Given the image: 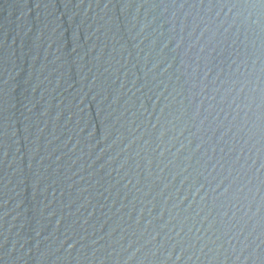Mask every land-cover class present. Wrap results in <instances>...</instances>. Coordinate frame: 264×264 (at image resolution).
Masks as SVG:
<instances>
[{
	"label": "water",
	"instance_id": "obj_1",
	"mask_svg": "<svg viewBox=\"0 0 264 264\" xmlns=\"http://www.w3.org/2000/svg\"><path fill=\"white\" fill-rule=\"evenodd\" d=\"M0 264H264V0H0Z\"/></svg>",
	"mask_w": 264,
	"mask_h": 264
}]
</instances>
